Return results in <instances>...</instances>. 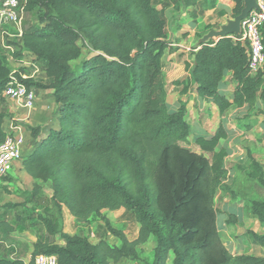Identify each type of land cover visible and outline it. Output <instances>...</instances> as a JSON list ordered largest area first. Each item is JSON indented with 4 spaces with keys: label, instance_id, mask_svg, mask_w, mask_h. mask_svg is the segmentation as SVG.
<instances>
[{
    "label": "trees",
    "instance_id": "1",
    "mask_svg": "<svg viewBox=\"0 0 264 264\" xmlns=\"http://www.w3.org/2000/svg\"><path fill=\"white\" fill-rule=\"evenodd\" d=\"M230 1L234 18L243 0ZM183 2L188 7L197 0ZM200 5L214 8L216 0ZM35 10L41 26L23 31L15 47L44 63L47 81L23 79L20 70L13 76L28 89L49 90L57 116L55 123L27 127L33 149L20 164L35 181L29 198L48 183L51 208H65L77 224L100 219L120 244L70 235L45 215L47 235L63 244L35 241L28 264L41 254L55 255L57 264L137 260V248L148 240L154 243L148 264H168L171 255L170 264H264V255H233L221 240L214 196L228 189L220 144L227 130L220 122L213 134L194 137L185 103L169 109L162 61L167 19L156 0H28L24 13ZM261 34L264 49V27ZM79 41L92 55L73 68ZM248 52L245 42L231 37L208 41L193 48L188 77L173 84L183 85L182 93L192 88L220 118L232 107L242 109L236 122L245 131L258 122L264 127V64L252 70ZM11 73L0 56V105ZM227 74L233 83L229 97L219 91ZM4 106L0 144L15 125ZM247 160V176L264 185V172L249 152ZM28 201L3 207H25ZM248 207L264 226V199ZM121 209L138 224L135 240L102 215ZM228 216L235 223V215ZM243 236L264 249V233L246 230ZM0 264L25 263L0 258Z\"/></svg>",
    "mask_w": 264,
    "mask_h": 264
},
{
    "label": "rangeland",
    "instance_id": "2",
    "mask_svg": "<svg viewBox=\"0 0 264 264\" xmlns=\"http://www.w3.org/2000/svg\"><path fill=\"white\" fill-rule=\"evenodd\" d=\"M156 2L159 8L162 0H156ZM38 15L39 13L36 10L25 12L20 25L21 32L40 27ZM174 22L176 23L175 20ZM174 22L168 21V26L170 24L171 29L176 25ZM217 26L218 24L215 25L216 28ZM1 31L4 32L2 38ZM196 38H199V35ZM19 41V30L12 25L4 26L0 30L1 58L12 73H18L20 70L21 74L28 78L38 82H46L44 63L36 60L31 54L19 52L17 47H15ZM78 44L81 47V55L79 59L71 62L73 68L79 67L85 59L92 55L83 42L79 41ZM3 45H9V48ZM165 77L168 80L167 76ZM172 84V82L166 84L167 103L169 109L175 110L181 102V97L177 96L171 86ZM227 90H229L227 92L229 97L231 95L230 90H233V83L230 82L228 77H224L220 85V92L225 95ZM34 92L36 100L33 110L30 112L22 110L18 115L22 114L26 118V122L33 125H35V122L42 125L53 123L57 116V110L50 94L44 91ZM189 97L191 101L187 102V106L189 122L194 137L200 134H213L220 122L227 130V138L221 141L220 144L226 151L225 168L228 171V189H221L214 196L221 240L233 255L244 253L263 256L264 249L250 244L243 236V233L246 230L258 234L264 233V226L251 215L248 207L251 201L264 199V185L249 178L246 174L249 165L247 160L248 152L259 163L264 172V127L258 122L251 130L245 131L236 122L244 114L242 109L232 107L226 112L224 117L220 118L218 112L213 113L206 106V103L205 107H202L193 97ZM7 104L6 100L5 104L0 106H6ZM10 105L12 106V104ZM10 105L8 104V106ZM10 116H14V113L10 114ZM13 121L15 125H20L25 129L26 142L28 126L24 125V121ZM244 122L242 120V123ZM25 145L26 143H24ZM18 182L13 177H6L2 180V183L5 184L1 185L0 183V249H4V252L0 253V258H23L25 262H29V253L32 251L31 246L37 240L62 245L63 242L58 236L50 237L47 235L41 222V218L45 215L49 216L65 233L87 237L91 243H97L102 240L110 245L119 246V240L107 232L104 223L100 219L94 218L88 224H77L66 209L58 212L55 208H51L47 198L51 194L48 183L43 185V194L37 199H32L24 208H4L3 205L6 203H19L30 199V196L24 191V184ZM229 213L235 215V223L230 224L228 222ZM102 215L109 219L114 228L121 230L128 240L132 241L137 238L138 224L126 211L122 209L102 211ZM153 248L154 243L148 240L147 243L137 248V260H122L118 263L111 262V264H148L152 259ZM171 259L172 255L169 257L168 264H170Z\"/></svg>",
    "mask_w": 264,
    "mask_h": 264
},
{
    "label": "crops",
    "instance_id": "3",
    "mask_svg": "<svg viewBox=\"0 0 264 264\" xmlns=\"http://www.w3.org/2000/svg\"><path fill=\"white\" fill-rule=\"evenodd\" d=\"M183 1L184 0H176V1L162 0L159 7V9H161L164 12V15L167 19L166 41L168 42V47L165 50L162 57L163 65L166 68L165 76H167L168 79L166 80L165 77L166 84L171 82L173 83L176 80H181V81L185 80L189 75V69L187 70L186 65L189 64L190 67L192 65L191 52L193 51V48H195V44L198 41V39H200L204 34H206L208 31L212 29L215 30L219 29V26L224 24L227 19H232L230 15L232 2L230 0H216L215 7L210 9L204 8L203 6L200 5L201 3L207 4L208 0H197V3L194 6H188V7L184 5ZM174 20L176 21V23L174 22ZM168 21L174 22L176 25L173 26V28L171 29L170 24L168 26ZM216 24H218L217 28L215 27ZM197 35H199V38H196ZM229 37H232V35ZM225 77H228L230 82H232L231 76L229 74H227ZM171 86L173 90L176 92L177 96L179 95L181 97V102L185 103L188 112L189 110H188L187 102L191 101L189 97L191 96L198 103H200L202 107H205V103H206V106H208L213 113H216L217 108L213 104L199 99V97L196 95V93L193 91L192 88L182 93L183 85L172 84ZM35 91L37 92L44 91V92H48L49 94L51 93L49 90H35ZM228 91L229 90L225 92V96H228L227 95ZM231 93L232 90H230V94ZM7 103L9 105L12 104V106L11 105L8 106L7 104L6 106H4V110L9 115L14 113V116H11L13 120L17 122L24 121L25 122L24 125L27 126L42 125L41 123H36V122L35 125L26 122V118H24L22 114L18 115V113L22 112V110L18 109L10 101H7ZM53 123H55V121H53ZM26 138H27L25 142L26 145L23 147V152H22L23 155L28 154L33 149L29 141L30 140L29 136L27 135ZM6 177L8 178L13 177L14 179L19 181L18 183L24 184V191L27 193V195L31 194L33 184L35 181L25 173L20 163L13 166ZM6 177L0 179L1 185L5 184L2 183V180L5 179ZM37 183L40 182L37 181ZM42 194H43V187L41 194L36 196V198L34 199L39 198ZM50 196L51 194L48 195L47 198L50 199ZM31 200L32 199H29L27 204H29ZM23 201L19 203H22ZM63 209L65 208H62V211ZM31 250H32V246H31ZM1 252H4V249H0V253ZM21 259L24 261L23 258ZM24 263L28 264V262L25 261Z\"/></svg>",
    "mask_w": 264,
    "mask_h": 264
},
{
    "label": "built area",
    "instance_id": "4",
    "mask_svg": "<svg viewBox=\"0 0 264 264\" xmlns=\"http://www.w3.org/2000/svg\"><path fill=\"white\" fill-rule=\"evenodd\" d=\"M28 0H0V30L6 25H12L19 30L24 15V8ZM258 9L252 10L247 18L241 22V37L236 39L245 42L248 46L249 66L252 70L262 69L264 64V49L262 44L261 29L264 27V0H257ZM1 38L4 32L1 31ZM9 48V45H3ZM21 78L26 79L21 74ZM3 97L12 102L18 109L30 112L35 106V92L28 89L13 73L6 84ZM13 120V119H12ZM10 132L0 144V179L6 177L13 166L20 163L25 143V129L20 125H10ZM34 264H57L55 255H38Z\"/></svg>",
    "mask_w": 264,
    "mask_h": 264
},
{
    "label": "water",
    "instance_id": "5",
    "mask_svg": "<svg viewBox=\"0 0 264 264\" xmlns=\"http://www.w3.org/2000/svg\"><path fill=\"white\" fill-rule=\"evenodd\" d=\"M258 9L257 0H243V6L240 13L232 19H227L219 29H212L204 34L195 44V47L205 44L211 40L234 36L236 39L241 37V22L247 18L252 10Z\"/></svg>",
    "mask_w": 264,
    "mask_h": 264
}]
</instances>
